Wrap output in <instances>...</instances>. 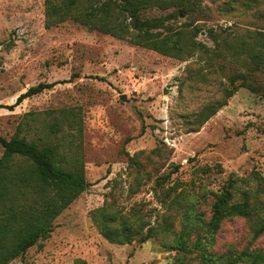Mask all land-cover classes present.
<instances>
[{
	"label": "rangeland",
	"instance_id": "1",
	"mask_svg": "<svg viewBox=\"0 0 264 264\" xmlns=\"http://www.w3.org/2000/svg\"><path fill=\"white\" fill-rule=\"evenodd\" d=\"M45 1L0 0V136L20 128L57 146L88 186L46 240L8 264H230L244 250L264 253V234L254 240L248 219L225 221L214 237L206 225L232 179L235 202H264V75L252 70L264 0H166L178 5L143 10V19L173 15L159 29L175 38L198 32L202 46L181 59L74 21L48 29ZM239 73L256 92L231 83ZM100 222L113 238L130 228L134 242L111 243ZM149 228L157 233L141 243Z\"/></svg>",
	"mask_w": 264,
	"mask_h": 264
},
{
	"label": "trees",
	"instance_id": "2",
	"mask_svg": "<svg viewBox=\"0 0 264 264\" xmlns=\"http://www.w3.org/2000/svg\"><path fill=\"white\" fill-rule=\"evenodd\" d=\"M184 1V0H182ZM179 4L182 11L189 7ZM46 28L51 29L67 21H74L90 32H100L112 37L128 40L134 45L147 48L161 55L185 58L202 45L196 41L198 32L188 39L186 32L179 31L177 38L160 31L166 21L172 18L143 19L142 12L148 8L168 9L178 5L166 0H46ZM264 18V12L261 15ZM156 30V31H155ZM185 38V40L183 39ZM260 50L253 54V71L264 75V32L258 42ZM242 80L241 87L257 91L249 83V75L239 73L232 76L231 83ZM58 83H40L20 95L13 110L26 99L51 89ZM231 96V93H229ZM213 111L210 115L214 114ZM209 115V116H210ZM75 121L67 122L70 128H76ZM19 128L9 139L0 136V264L24 255L26 251L40 241L46 240L54 230L53 221L87 188L88 182L81 169L70 170L64 165L57 146L39 145L21 135ZM178 167L176 168V170ZM238 178L228 181L218 193L212 204L211 217L207 222V233L214 237L223 223L233 218H245L252 221L253 239L264 234V202L251 207L248 202H235L234 190ZM104 235L111 243L120 245L134 242L130 228L124 226L123 233L113 238L105 231L109 227L100 222ZM193 232V229H191ZM190 231V232H191ZM155 229L149 228L141 240L145 243L153 238ZM190 232L181 236L186 242ZM204 251V256L207 254ZM210 257H207L210 260ZM230 264L250 262L264 264V253L258 250H244L238 257L230 259Z\"/></svg>",
	"mask_w": 264,
	"mask_h": 264
},
{
	"label": "water",
	"instance_id": "3",
	"mask_svg": "<svg viewBox=\"0 0 264 264\" xmlns=\"http://www.w3.org/2000/svg\"><path fill=\"white\" fill-rule=\"evenodd\" d=\"M122 99L124 100V99H126V97H125V96H123V97H122Z\"/></svg>",
	"mask_w": 264,
	"mask_h": 264
}]
</instances>
